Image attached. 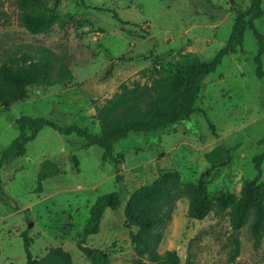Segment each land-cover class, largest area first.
Returning <instances> with one entry per match:
<instances>
[{
	"label": "rangeland",
	"instance_id": "1",
	"mask_svg": "<svg viewBox=\"0 0 264 264\" xmlns=\"http://www.w3.org/2000/svg\"><path fill=\"white\" fill-rule=\"evenodd\" d=\"M240 9L249 0H233ZM39 0L50 18L49 29L29 34L18 23L16 0H0V62L43 47L58 57L71 79L47 87H31L26 97L0 107V153L16 137L19 116L43 118L56 125H78L98 134L93 103L102 104L119 84L143 83L142 69H172L178 55L210 61L229 35L234 13L229 0ZM262 16L253 21L264 35ZM124 22L120 25L113 17ZM105 50L111 55L108 60ZM256 42L251 31L243 33L241 47L227 55L215 70L198 79L193 113L149 133L129 132L113 144V155L123 162L115 170L100 161L101 150L85 147L75 135L41 129L25 145L20 157L0 169V264H24L21 235L31 239L29 251L40 258L60 248L71 264H89L75 244L82 239L87 211L96 197L116 192L122 200L116 211L106 209L96 235L83 245L104 251L111 264H133L136 256L129 235L136 229L122 216L123 205L138 187L159 174L176 172L183 183L196 184L206 173L209 197L237 195L255 176L254 159L264 151V77L254 74ZM264 72V55L260 57ZM216 146L230 152L228 164L209 170L204 154ZM44 161L59 170L36 188ZM258 182L264 183V160ZM181 197L171 206L161 227L156 251H175L179 264H264V225L256 242L247 223L232 232L227 211L209 213L200 221L186 215ZM239 242V254L228 261V239Z\"/></svg>",
	"mask_w": 264,
	"mask_h": 264
},
{
	"label": "trees",
	"instance_id": "2",
	"mask_svg": "<svg viewBox=\"0 0 264 264\" xmlns=\"http://www.w3.org/2000/svg\"><path fill=\"white\" fill-rule=\"evenodd\" d=\"M60 0H56L58 4ZM262 0H249L245 9L229 0L234 13L232 26L225 43L208 61H199L193 55H178L173 63L165 62L172 69L160 72L152 68L142 69L138 75L143 83H121L117 92L102 104L93 103L94 117L98 125V134L90 133L78 125L60 127L43 118L19 116L14 120L16 137L0 153V169L10 160L24 153L25 145L32 141L43 128L68 136L75 135L84 142L85 147L96 146L101 150L100 161L112 163L114 169L123 162L121 154L113 155V144L126 138L129 132L149 133L161 127L185 119L193 113L192 104L198 92V79L212 73L221 60L237 52L241 47L246 29L256 42L253 56L254 74L264 77L260 57L264 55V35L258 33L253 21L262 16ZM19 9L18 23L29 34H42L50 27V18L39 0H16ZM112 17L124 25L114 12ZM105 56L111 55L105 50ZM58 57L43 47H34L32 54L20 53L0 62V107L8 108L12 103L26 97L31 87H47L69 81L71 72L64 64H57ZM264 144V139L260 140ZM231 160L230 152L222 146H216L204 154V161L210 170L224 166ZM262 151L253 162L255 176L245 182L237 195L218 193L209 197L206 192V173H202L196 184L183 183L176 172L159 174L150 184L136 188L123 205L122 216L125 223L136 229L129 235V243L136 258L133 264H179L175 251L158 254L157 245L161 239V227L169 219L172 203L178 198L187 201L186 215L200 221L209 213L219 216L227 211L228 225L232 232L240 230L247 223V232L256 242L264 225V183L258 182L261 174ZM59 172L49 161H44L36 178V188L41 182ZM122 200L116 192H110L95 198L87 211V219L82 228V239L75 246L89 264H111L108 255L96 248L83 245L84 239L96 235L99 223L106 209L116 211ZM24 264H71L70 256L60 248L50 249L40 258H33L29 251L31 239L21 235ZM228 261H233L239 254V242L231 236L228 239Z\"/></svg>",
	"mask_w": 264,
	"mask_h": 264
},
{
	"label": "crops",
	"instance_id": "3",
	"mask_svg": "<svg viewBox=\"0 0 264 264\" xmlns=\"http://www.w3.org/2000/svg\"><path fill=\"white\" fill-rule=\"evenodd\" d=\"M110 98V97H109ZM108 99V98H107Z\"/></svg>",
	"mask_w": 264,
	"mask_h": 264
}]
</instances>
